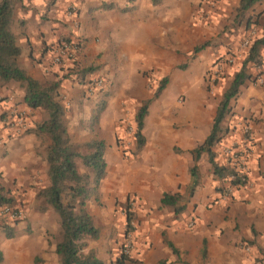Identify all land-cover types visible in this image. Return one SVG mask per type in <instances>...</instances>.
Wrapping results in <instances>:
<instances>
[{"label": "crops", "instance_id": "1", "mask_svg": "<svg viewBox=\"0 0 264 264\" xmlns=\"http://www.w3.org/2000/svg\"><path fill=\"white\" fill-rule=\"evenodd\" d=\"M196 1L161 0L153 4L151 0H22L15 6L11 30L20 48L17 63L40 83L59 82L58 98L65 107L63 121L68 118L72 124L67 128L70 139L84 143L91 138L85 124L94 109L100 111L98 128L108 129L106 136L99 135L106 141V171L98 187L100 203L94 198L86 203L99 237L87 240L85 252L93 250L104 264H115L121 252L128 220L125 209L130 204L136 221L129 232L132 251L126 264H254L259 251H264L263 90L245 83L230 102V112L222 123L228 125L222 144L230 140L245 142L253 153L248 161V183L229 185L228 195L220 201L216 198L222 191L215 188L217 179L208 160L206 166L207 156L204 159L203 154L197 162L198 184L185 209L175 215L160 204L163 192L185 195L191 182L190 150L208 135L216 108L208 121L200 113L196 115L192 103L179 107L171 100L162 101L163 106L177 109L176 130L161 132L158 122L162 121L156 119L155 130L149 135L144 122L145 143L136 154L121 152L116 145L113 128L119 116L110 113L111 108L116 107L118 112L130 102L139 107L149 98L148 72L168 74L169 83L178 82L181 76L175 69L185 54L191 53L197 27L210 26L216 20L210 11L191 12L189 5ZM253 9L264 16V0ZM65 39L80 41L77 62L80 67L93 69L85 83L72 75L64 77L68 61L54 65L50 60L55 44ZM96 78L102 80V85L92 90L88 81ZM180 84L187 90L192 85L188 80ZM161 95L153 101L162 99ZM23 97L24 89L15 82V111L23 123L0 133V186L19 202L14 205L24 210V222L33 236L32 243L17 247L15 264H23V255H36L41 264H59L55 253L59 237L50 242L44 239L46 231L59 235V217L52 208L38 210L42 203L38 192L49 184V139L35 132V127L46 115L40 108H28ZM244 123L249 130L243 133ZM198 127L205 134L197 142ZM172 146L177 150L173 151ZM202 169L209 170V175H203ZM190 221H194L193 226L188 225ZM241 242L250 245V252L240 247ZM257 260L264 264V256Z\"/></svg>", "mask_w": 264, "mask_h": 264}, {"label": "trees", "instance_id": "2", "mask_svg": "<svg viewBox=\"0 0 264 264\" xmlns=\"http://www.w3.org/2000/svg\"><path fill=\"white\" fill-rule=\"evenodd\" d=\"M153 4L161 0H151ZM262 0H239L236 7L235 19L237 22L242 20L248 10L253 9L254 5ZM22 0H0V82H17L24 89V104L30 109H42L46 119L42 120L35 127L38 134H46L49 144L46 149L47 176L49 184L38 192L42 203L38 206L40 212L52 208L59 217V239L55 244V253L59 258V264H104L93 250L85 252L87 240L97 239L99 229L93 221V217L86 208V203L91 198L98 201V187L105 175V141L101 138H95L85 142L83 146L88 152L80 153L77 148L79 145L71 142L67 127L63 121L65 107L58 98V81L40 83L31 78L19 67L17 58L20 54V48L16 44L15 35L11 30V24L14 16V9L17 3ZM261 17V13L256 15ZM258 23V20H252L247 17L245 26ZM260 23L264 29V17H261ZM69 41V39H66ZM206 44L195 48V52L200 51ZM264 49V31L252 40L240 68L234 72L226 89L223 91L220 100L216 106L210 131L204 141L190 150L193 164L189 169L191 182L186 188L188 197L193 194L197 182V162L203 154H206L207 160L211 166L214 177L223 182L228 181L231 187L240 186V179L229 180L233 171L227 166L217 162L215 159L214 148L221 142L226 129L222 123L230 112V102L240 91L242 85L250 80L251 75L248 68L251 65H260L262 62L261 51ZM186 65H181L184 68ZM64 77L71 75L80 83H85L86 76L93 71L92 67H80L75 62H69L65 67ZM93 79L88 81L93 83ZM167 78L160 79L159 85L153 95L144 100L138 107L134 121L136 124L135 138L136 147L139 149L145 143L142 133L144 118L148 113L150 103L158 97L164 89ZM100 89V88H98ZM97 89V90H98ZM98 112H100L98 110ZM84 167L81 171L78 162ZM223 192V190H220ZM184 195L179 192H163L160 198L161 206H168L173 209L175 215L180 214L185 209L183 201ZM14 199L8 194L7 190L0 186V207L3 205L14 206ZM130 217L128 218L129 221ZM7 238L12 237L14 228L12 225L4 224L2 227ZM167 244L172 247L170 242ZM204 254V248L202 250ZM129 258L120 254L115 264H126ZM131 261V260H130ZM4 262V254L0 249V264ZM134 263V261H131ZM159 264H165L160 261ZM185 264H188L185 262Z\"/></svg>", "mask_w": 264, "mask_h": 264}, {"label": "rangeland", "instance_id": "3", "mask_svg": "<svg viewBox=\"0 0 264 264\" xmlns=\"http://www.w3.org/2000/svg\"><path fill=\"white\" fill-rule=\"evenodd\" d=\"M238 1L239 0H199L196 1L195 4H192V6L189 5L190 9H192L191 12L195 11L196 9L199 12L203 10V13L210 11L212 14H214L216 20L210 26L206 25L197 27V31L199 32L196 42L191 45V53L185 54V58L175 69V72L181 76L179 80L177 78L178 82L169 83L170 75L168 74H161L157 72H153V74L152 72H148V74H146V77L148 78V88L152 93H150L151 95H153L155 89L159 85L160 79L165 76L168 78L164 87V94H159L162 96V99L151 102L148 107V113L144 118V122H147L145 129V133L147 135L155 130L154 124L156 119H161L162 122H158V129L163 133L169 134L172 132V130L174 131L177 129V109L163 106L164 104L161 103L162 101L171 100L173 104L179 107L192 103L193 106L197 108L196 115H199L200 113L203 118H205V120H211L212 112L216 108L223 91L226 89L234 72L240 68L241 63L246 55L247 49L242 47L243 38L252 31L255 35L254 38H256L259 37L264 31L263 25L260 23L261 17H264L261 11L250 9L246 13L245 17L237 22L235 19V10L238 5ZM220 5H222V7H220ZM258 13H261V17L256 16ZM247 17L252 18V20H258V23H254L249 27H246L245 22ZM202 44H206V46L200 51L195 52V48ZM261 57L262 62L260 65H251L248 68L251 78L246 83L256 89H261L264 91V49L261 51ZM229 59L231 60L229 61ZM181 65L186 66L184 68H180ZM183 80H188L190 84H192L189 90L183 89V85L180 84L183 82ZM4 85H6L4 88H0V133L9 132L10 130L15 129V121H12V119L15 118V81H9L5 83L0 82V87ZM137 109L138 105L130 102L129 104L125 103L123 106H121L118 109V112L116 107L111 108L110 110V113H116L118 114L117 117L119 116L113 128L115 129L117 141L116 145L119 150H121V152H126L131 155L136 154L138 150L136 147V138L134 136L136 130L134 116ZM200 109L202 110L198 111ZM95 110L96 109H94V112L90 115L91 119L89 118L85 124V128H87L86 131L91 133V138L88 141L95 138H101L99 137L101 134L106 136L108 131V129L101 130V128H98L96 122L98 120L99 114ZM20 113L23 114L22 112ZM9 120H11L10 124ZM64 123L67 128L72 127V124L68 118L64 119ZM81 125L83 126V124ZM227 126L228 125L226 123L223 124V127L226 128ZM245 130H249L247 123H244L243 125V133ZM197 133L198 142L204 137L205 132H203L202 129L198 127ZM224 137L225 135L223 136L222 141L214 148L216 154L215 157L218 162H221V159L219 160L218 157L224 146V144H222L223 140H225ZM103 140L105 141V139ZM234 141L230 140L226 144ZM71 142L73 141L71 140ZM84 143H75L79 145L77 150L82 154L88 152L87 148L83 146ZM172 150H177V147L172 146ZM203 156L204 159H206V155L204 154ZM77 162L79 169L84 171V167L80 161L78 160ZM206 166H209L208 162ZM203 170L205 169H202L201 171L203 175H205L207 172L208 176L209 170L206 172ZM215 181H217L218 184L215 188H219V190L223 191H229V188L231 189L228 181ZM227 195L219 193V196L216 198V200L220 201L221 199H225L223 197H226ZM187 200L188 195L186 192L183 201L187 202ZM96 202L100 203L99 198ZM14 204L17 205L19 202L15 200ZM129 207H131V204L126 206L125 209L127 218L130 217V219L129 221H125L124 241L127 234L129 232L131 233L134 229L135 225L133 222L136 221L135 212ZM165 208L171 211L173 210L168 206ZM4 224L13 226L15 234L12 237L7 238L5 236L4 231L2 230ZM0 231L2 232L0 235V248L4 253V264H15L18 257L17 247L21 245L26 247L33 241L30 227L29 225L25 224L24 219L21 221L11 222L6 218H0ZM45 234L46 235H44V239H47L46 241L48 242H50L52 239H58L59 237V235L55 237L54 234L47 231ZM124 241L121 245V250ZM259 253L260 254L257 259L264 256V251H259ZM21 258V262L23 264H41L40 259L36 255L33 257H31V255H23ZM257 259L254 260V264H262L261 261Z\"/></svg>", "mask_w": 264, "mask_h": 264}, {"label": "built area", "instance_id": "4", "mask_svg": "<svg viewBox=\"0 0 264 264\" xmlns=\"http://www.w3.org/2000/svg\"><path fill=\"white\" fill-rule=\"evenodd\" d=\"M255 37L254 32H250L242 40V47L248 49L253 38ZM81 49V43L79 40H60L52 49L50 60L54 65H61L63 62H77V56ZM231 59H229L230 61ZM93 83L90 84L89 88L97 90L102 85L100 78L93 79ZM14 126H21L23 123L22 116L15 111ZM11 120H9L10 124ZM253 153V148L245 142L234 141L223 146L221 151V163L227 165L233 173L230 175L229 180L238 177L240 183L246 184L249 181L248 176V161ZM230 190V188H229ZM224 195H227L228 191H223ZM0 218H6L11 222L21 221L25 218V212L17 206L3 205L0 207ZM189 226L194 225V221L188 222ZM240 247L249 252L251 250L250 245L246 242H241ZM132 251V242L130 240V233L127 234L124 244L122 246L121 254L129 257Z\"/></svg>", "mask_w": 264, "mask_h": 264}]
</instances>
